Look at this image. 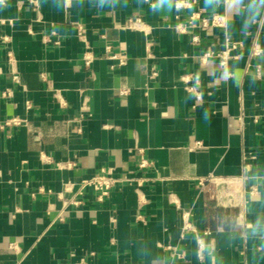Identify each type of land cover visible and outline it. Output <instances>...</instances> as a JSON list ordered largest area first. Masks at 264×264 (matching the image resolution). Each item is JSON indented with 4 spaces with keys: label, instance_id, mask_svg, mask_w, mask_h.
Segmentation results:
<instances>
[{
    "label": "crops",
    "instance_id": "obj_1",
    "mask_svg": "<svg viewBox=\"0 0 264 264\" xmlns=\"http://www.w3.org/2000/svg\"><path fill=\"white\" fill-rule=\"evenodd\" d=\"M176 1L0 0V264H264V0Z\"/></svg>",
    "mask_w": 264,
    "mask_h": 264
},
{
    "label": "built area",
    "instance_id": "obj_2",
    "mask_svg": "<svg viewBox=\"0 0 264 264\" xmlns=\"http://www.w3.org/2000/svg\"><path fill=\"white\" fill-rule=\"evenodd\" d=\"M228 0H224V2H227ZM190 0H177L176 1V7H186L191 5ZM226 25V16L217 12H213L210 15H205L201 12V10H196L193 11L189 18L187 24H182L179 23L177 25V30L179 32H185L187 31V26L188 27H203L206 28L207 26H218V27H223ZM127 26L129 28L133 29H138V30H144L146 31L147 29V24L143 21V19L139 16H132L128 19ZM195 39H197L195 37ZM241 45L240 42L232 40L231 38H227L225 40L224 46L222 50L218 53L220 57V65L222 67H226L228 64V61L232 57H237L235 54L236 49ZM108 51L109 55L108 57L111 59H114L117 61L119 65H124L126 63V55L124 52H112L111 47L108 46ZM253 54L259 53V49L257 47L253 48L252 51ZM211 52H206L204 53L200 58L203 63L207 61V59L211 56ZM86 64L90 63V56H86ZM157 75V70L155 66L151 67V77H154ZM15 78L19 81V77L15 75ZM189 90H192L193 88L191 86L187 87ZM10 94L9 90H5L2 92L3 96H7ZM24 120L20 117L14 116L11 118H8L4 120L3 122H0V128L5 127L6 125H20L23 124ZM199 144V142H197ZM43 158H48L47 155L42 153ZM152 165V162L147 160L146 158H141V160L138 163V167L140 169L149 167ZM123 181H129V182H134L136 186L139 188L143 185L144 178H137V177H129V176H124V177H119L113 174L112 170L110 169H103L102 172L95 174L89 178H84L79 185L78 188V193H82L86 188L91 187L93 190L96 191L97 193V199L98 200H103L107 195L110 194L111 190L117 186V184L123 182ZM235 178H229V177H217L215 175H209L207 177L201 178L199 180V184L203 187L206 185L207 182H218L220 184H225V186H230L235 184ZM66 189H71L72 184L67 183L66 184ZM74 204H78L79 200L74 199L73 200ZM182 218H183V230L185 231L186 229L191 227V224L189 222V212H183L182 213ZM11 248H16V244L14 242L10 243Z\"/></svg>",
    "mask_w": 264,
    "mask_h": 264
},
{
    "label": "clouds",
    "instance_id": "obj_3",
    "mask_svg": "<svg viewBox=\"0 0 264 264\" xmlns=\"http://www.w3.org/2000/svg\"><path fill=\"white\" fill-rule=\"evenodd\" d=\"M232 2H235V0H232Z\"/></svg>",
    "mask_w": 264,
    "mask_h": 264
}]
</instances>
